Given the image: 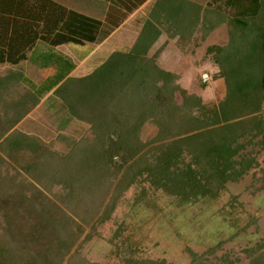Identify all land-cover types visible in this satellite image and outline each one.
Listing matches in <instances>:
<instances>
[{
  "label": "trees",
  "instance_id": "trees-1",
  "mask_svg": "<svg viewBox=\"0 0 264 264\" xmlns=\"http://www.w3.org/2000/svg\"><path fill=\"white\" fill-rule=\"evenodd\" d=\"M97 1L106 4L102 20L55 0H0V66L29 62L40 70L55 69L38 85L18 71L0 77V96L19 82L29 86L19 102L5 108V115L14 110L17 118L0 124V157L25 144L16 140L21 133L15 126L52 92L69 120L89 126L93 135L68 139L67 155L41 152L53 157L46 161L48 175L45 169L37 176V167L24 168L26 177L39 184L47 179L48 186L30 184L28 177L19 184L0 179V212L7 221L0 227V264H98L81 255L79 241L85 227L97 230L111 220L130 188L147 183L182 202L216 197L258 166L249 148L264 151V0H210L205 6L187 0ZM142 8L146 15L137 20L135 43L75 76V63L58 49L103 43ZM222 26L228 43L208 47L206 55L218 68L214 80L224 81L226 95L209 104L159 64L167 42L150 53L163 36L192 43L199 33L205 42ZM147 124L157 133L144 141ZM28 138L37 154L40 144ZM56 184L66 191L61 206L45 193ZM215 250L188 251L190 264H208ZM245 254L248 264H264V240ZM119 264L168 263L131 253Z\"/></svg>",
  "mask_w": 264,
  "mask_h": 264
},
{
  "label": "rangeland",
  "instance_id": "rangeland-1",
  "mask_svg": "<svg viewBox=\"0 0 264 264\" xmlns=\"http://www.w3.org/2000/svg\"><path fill=\"white\" fill-rule=\"evenodd\" d=\"M55 1L88 16L101 20L104 18L106 4L97 0ZM187 1L205 6L210 0ZM145 15L144 9L136 11L103 43L86 47L63 46L58 52L73 60L76 65L75 76L82 77L105 61L112 51L129 49L140 33L137 20ZM195 38L192 43H186L184 40H169L163 36L152 48L150 55L167 42L158 60L159 64L164 69L176 73L180 78V85L188 93L202 97L205 103L218 104L225 97L226 88L223 80H214L218 68L207 57L206 50L210 46H225L228 43L227 28H218L205 42L200 40L199 33ZM17 71L36 85L55 74V69L40 70L29 62H24L17 67L0 66V77ZM206 77L208 80H205ZM13 88L15 89L12 94L17 99L15 103L29 91L28 84L22 82ZM177 99L180 101L179 97ZM17 128L20 133L36 139L40 148L36 151L37 154L23 149L12 152L10 156L2 155L0 179L19 184L28 177L27 181L39 188L51 183L47 179H42L41 185L39 182L35 183L32 177H26L24 168L30 170L37 167V176H41L45 169L48 175L50 167L46 161L50 162L53 157L48 156L49 153L43 157L41 154L44 153L41 152L48 149L51 153L67 155L71 149L68 139L78 141L93 137L89 126L69 120L68 114L53 92L44 96L39 105L22 118ZM156 133V127L147 124L141 137L148 141ZM251 150L257 158L258 166L241 181L229 183L216 197L205 196L182 202L151 188L147 183L130 188L118 200L111 220L98 226L97 230L85 227L86 230L79 241L81 255L89 262L98 264H119L131 253L142 260L190 264L192 258L188 251L203 255L216 249L214 254L208 255V264H224V258L233 264H248L245 250L264 240V151L249 148V151ZM38 159H41L40 165L35 166L38 165ZM30 189V192H33L32 186ZM106 191L104 189V193ZM45 193L61 206L59 198L64 196L66 191L60 184H56L51 192L49 188ZM98 196L95 199L98 200ZM80 202L82 203V200ZM65 211L70 214L71 210L65 206ZM6 223L4 213L0 212V227L6 228Z\"/></svg>",
  "mask_w": 264,
  "mask_h": 264
},
{
  "label": "crops",
  "instance_id": "crops-1",
  "mask_svg": "<svg viewBox=\"0 0 264 264\" xmlns=\"http://www.w3.org/2000/svg\"><path fill=\"white\" fill-rule=\"evenodd\" d=\"M144 8H142V10H143ZM165 53V52H164ZM12 67H14V66H12ZM16 67V66H15ZM15 88H13V87H10V88H8V90L7 91H5L1 96H0V103H1V107H0V124H3L4 122H8V123H11V122H13L12 120H15V118H17V115H16V113H15V111L14 110H12V111H9V114H6L5 115V113H6V111L8 110V108L7 109H5L6 108V106H10V105H13L14 103H15V101L17 100L14 96H13V94H12V91L14 90ZM22 122V120L19 122V123H17V125L18 124H20ZM17 125L15 126V128L14 129H18L17 128ZM16 140H22V142L23 143H25L24 145H22L21 147H20V144L17 146V148H14V149H16V150H14L13 152H17V151H20V150H23V149H29V150H31L32 151V148H33V145H31V144H28V140H29V138H28V135H25V134H22L21 133V135L20 136H18L17 137V139ZM20 148H22V149H20Z\"/></svg>",
  "mask_w": 264,
  "mask_h": 264
},
{
  "label": "built area",
  "instance_id": "built-area-1",
  "mask_svg": "<svg viewBox=\"0 0 264 264\" xmlns=\"http://www.w3.org/2000/svg\"><path fill=\"white\" fill-rule=\"evenodd\" d=\"M205 80H208V79H207V77H206V79H205Z\"/></svg>",
  "mask_w": 264,
  "mask_h": 264
}]
</instances>
